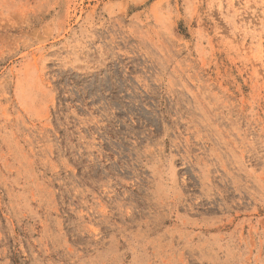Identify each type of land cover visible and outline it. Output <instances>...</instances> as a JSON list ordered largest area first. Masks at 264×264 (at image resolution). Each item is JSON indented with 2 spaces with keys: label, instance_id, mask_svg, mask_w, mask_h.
Here are the masks:
<instances>
[{
  "label": "rangeland",
  "instance_id": "374dc122",
  "mask_svg": "<svg viewBox=\"0 0 264 264\" xmlns=\"http://www.w3.org/2000/svg\"><path fill=\"white\" fill-rule=\"evenodd\" d=\"M0 264H264V0H0Z\"/></svg>",
  "mask_w": 264,
  "mask_h": 264
}]
</instances>
